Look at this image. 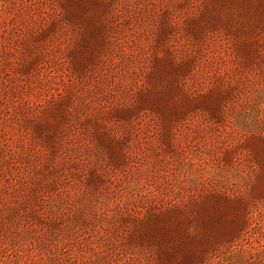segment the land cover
<instances>
[{
    "label": "rangeland",
    "instance_id": "1",
    "mask_svg": "<svg viewBox=\"0 0 264 264\" xmlns=\"http://www.w3.org/2000/svg\"><path fill=\"white\" fill-rule=\"evenodd\" d=\"M0 264H264V0H0Z\"/></svg>",
    "mask_w": 264,
    "mask_h": 264
}]
</instances>
